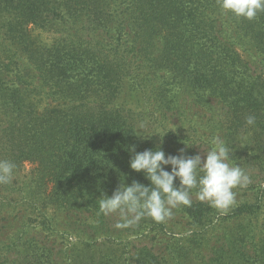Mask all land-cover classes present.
<instances>
[{"label":"trees","instance_id":"obj_1","mask_svg":"<svg viewBox=\"0 0 264 264\" xmlns=\"http://www.w3.org/2000/svg\"><path fill=\"white\" fill-rule=\"evenodd\" d=\"M195 109L209 112L212 131L226 139L251 132L264 148V11L248 20L217 0H0V159L35 166L19 198L6 203L0 194V215L20 218L21 235L40 208L61 212L63 225L40 232L76 239L71 250L80 253L70 264H118L120 239L157 238L162 223L145 217L118 229V214L103 215L98 198L121 182L148 186L130 168L129 149L178 155L189 139L172 127ZM261 185L254 200L220 218L207 203L182 206L206 229L201 264H264ZM36 243L25 247L27 256L42 255L33 264H52ZM160 245L142 264L187 259L178 245Z\"/></svg>","mask_w":264,"mask_h":264},{"label":"rangeland","instance_id":"obj_2","mask_svg":"<svg viewBox=\"0 0 264 264\" xmlns=\"http://www.w3.org/2000/svg\"><path fill=\"white\" fill-rule=\"evenodd\" d=\"M247 47L242 48L246 50ZM250 55L252 51L249 50ZM248 53L243 54L244 56ZM209 112L205 114L200 113L198 110H193L190 112L191 118L188 120L185 116L175 122V126L172 130L179 133V138H187L189 140L181 141L182 148L185 149V154L193 156L196 154H202L212 147L211 141L213 137L219 136L224 140L226 146L230 149V163L233 165H239L244 171L249 175L251 182L245 188H236L234 191L237 193L236 203L228 210L230 211L234 206L244 202L245 200H254L256 198V193L259 188L256 187L259 184L261 188L264 187V148L261 147V143L258 144V139L251 132H245L244 134H238L226 139V133L222 132L221 129H216L212 131V127L207 123V118L209 117ZM218 116H222L221 110L215 112ZM202 116H206L204 121L200 122ZM221 119V118H220ZM211 134V138L208 136ZM225 134V136H224ZM199 139V140H195ZM188 145V146H186ZM203 158V157H202ZM35 166L30 163H24L20 166H15L13 179L10 183L6 184L7 188H2L0 186V194L5 196V202H9L11 199L19 198L18 189L22 187V184L28 179H31L34 175ZM202 174V173H201ZM251 188V189H250ZM195 189L192 193V203L200 202L196 199ZM3 192V193H2ZM15 201V200H14ZM207 203V202H202ZM208 204V203H207ZM182 206L173 210V217L161 225L156 227L158 236L156 238L155 234H151L152 240L136 239L129 244L124 239H120L119 247L114 248L117 250L116 256L120 258L117 259L118 264H142V260L145 255H149L147 252L151 250L161 249V242L168 243L170 245H178L180 248L184 249L187 259H182V264H201L200 259L203 258V253L198 254L200 251L204 250L206 246H210L207 242H204L200 247V232L203 230V226H199V222L186 217L181 211ZM42 212L36 213L34 218L31 220V225L26 228V234H21L22 227L20 226L23 222L20 218L14 220V218L5 215L4 213L0 215V257L1 262L8 264L14 260H21L23 263L33 264L37 259L39 261V256H27L30 251H26L27 242L35 240L36 244H45L47 252L45 255H49L52 264H70L77 260V255L79 251L71 250V243H74L76 239L71 238L68 234L62 235V233L52 236V238L47 237L46 234H50L49 231L44 230L40 232L43 226L49 227L51 224L54 226L55 221H59L61 225L65 223L64 215L61 212L56 211L54 208L42 209ZM227 211V212H228ZM214 218L223 216L220 211L215 209ZM119 218V216H118ZM5 230H1L5 227ZM36 227V229H34ZM206 230V229H205ZM202 235L204 234V231ZM63 232V229H60ZM22 236V239L18 246L15 247V241ZM212 246V244H211ZM200 248V249H199ZM156 250V251H157ZM188 252V253H186ZM205 253L207 251L205 250ZM199 255V259H195V256Z\"/></svg>","mask_w":264,"mask_h":264},{"label":"clouds","instance_id":"obj_3","mask_svg":"<svg viewBox=\"0 0 264 264\" xmlns=\"http://www.w3.org/2000/svg\"><path fill=\"white\" fill-rule=\"evenodd\" d=\"M217 3L225 13L248 20L264 11V0H217ZM255 119L248 116L246 124L254 125ZM139 128L143 129L144 125ZM211 144L209 150L193 156L186 155L184 148L179 149L178 155L166 156L159 146L137 152L133 145L129 149L134 153L129 166L143 173L150 184L146 186L136 180L131 184L121 182L110 196L102 194L98 198L100 212L105 216L118 214L115 224L118 229L132 227L145 217L164 223L179 206L191 207L195 189L197 200L226 214L236 203L234 189L247 187L251 180L244 169L230 163V149L223 139L215 136ZM165 166H171V170ZM14 169L13 162L0 159V184L12 181ZM177 180L178 185L174 183Z\"/></svg>","mask_w":264,"mask_h":264}]
</instances>
